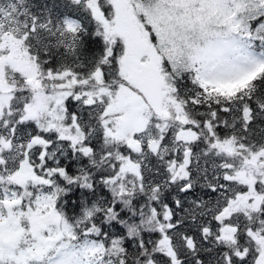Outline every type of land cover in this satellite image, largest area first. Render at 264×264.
Returning a JSON list of instances; mask_svg holds the SVG:
<instances>
[{
    "label": "snow or ice",
    "instance_id": "6c2138e0",
    "mask_svg": "<svg viewBox=\"0 0 264 264\" xmlns=\"http://www.w3.org/2000/svg\"><path fill=\"white\" fill-rule=\"evenodd\" d=\"M0 264H264V0H0Z\"/></svg>",
    "mask_w": 264,
    "mask_h": 264
}]
</instances>
